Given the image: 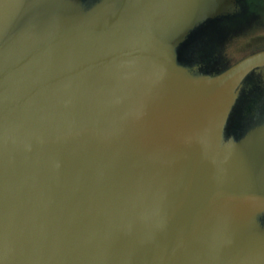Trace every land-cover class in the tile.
Returning <instances> with one entry per match:
<instances>
[{
  "label": "water",
  "instance_id": "water-1",
  "mask_svg": "<svg viewBox=\"0 0 264 264\" xmlns=\"http://www.w3.org/2000/svg\"><path fill=\"white\" fill-rule=\"evenodd\" d=\"M0 264H264V0H0Z\"/></svg>",
  "mask_w": 264,
  "mask_h": 264
}]
</instances>
